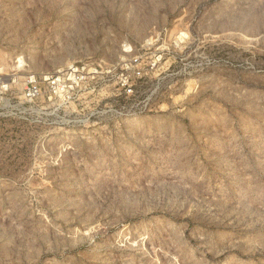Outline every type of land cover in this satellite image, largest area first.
I'll list each match as a JSON object with an SVG mask.
<instances>
[{
  "label": "rangeland",
  "instance_id": "1",
  "mask_svg": "<svg viewBox=\"0 0 264 264\" xmlns=\"http://www.w3.org/2000/svg\"><path fill=\"white\" fill-rule=\"evenodd\" d=\"M0 264H264V0H0Z\"/></svg>",
  "mask_w": 264,
  "mask_h": 264
},
{
  "label": "built area",
  "instance_id": "2",
  "mask_svg": "<svg viewBox=\"0 0 264 264\" xmlns=\"http://www.w3.org/2000/svg\"><path fill=\"white\" fill-rule=\"evenodd\" d=\"M72 72L71 73H76V70H71ZM61 83V79L60 78H57V79H54L52 81V84L53 86H59V84ZM40 94V90L38 89L37 86H31L28 90H27V97L28 98H36L37 96H39Z\"/></svg>",
  "mask_w": 264,
  "mask_h": 264
}]
</instances>
